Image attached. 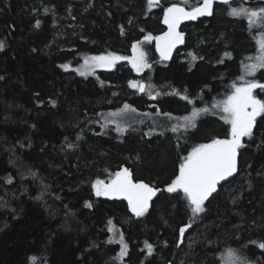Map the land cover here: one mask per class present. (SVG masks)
I'll return each mask as SVG.
<instances>
[{
  "label": "trees",
  "instance_id": "obj_1",
  "mask_svg": "<svg viewBox=\"0 0 264 264\" xmlns=\"http://www.w3.org/2000/svg\"><path fill=\"white\" fill-rule=\"evenodd\" d=\"M172 3L191 9L202 0L151 8L147 0H0V264H225L227 251L264 264V114L243 140L237 175L217 185L205 212L193 216L182 192L166 191L194 146L228 138L214 105L233 83H264V69L244 68L260 54L264 21L229 14L264 0L218 3L212 17L184 25L185 46L163 60L144 36L165 31ZM137 42L150 65L143 74L125 61L87 75L73 68L98 54L129 57ZM138 79L154 87L153 99L130 86ZM254 94L264 99V90ZM196 109L208 111L195 127L171 130ZM122 167L160 189L141 217L92 187Z\"/></svg>",
  "mask_w": 264,
  "mask_h": 264
},
{
  "label": "snow or ice",
  "instance_id": "obj_2",
  "mask_svg": "<svg viewBox=\"0 0 264 264\" xmlns=\"http://www.w3.org/2000/svg\"><path fill=\"white\" fill-rule=\"evenodd\" d=\"M223 2L228 3V0H223ZM158 3L159 0H147L149 8ZM213 4L214 0H202V3L189 10L187 7L181 6V4L172 3L163 10V23L168 26V31L157 37H152L151 34H148L144 36V41L149 42L155 39L156 48L161 58L168 60L172 49L177 44L184 42V33L177 30L180 23L184 20H195L200 16L213 15ZM229 14L236 17L247 16L250 24H254L257 19L264 21V7L251 11L245 8H231ZM39 24L40 22L37 21L36 26L39 27ZM4 46V42L0 41V49ZM132 51V57H122L109 52L98 56L86 57L84 63L89 69L96 67L112 68L119 60H130L137 72L150 67L139 42L133 44ZM259 51L260 54L256 57L255 63L244 65L247 74H254L259 69H264V39L259 42ZM226 55L228 54L226 53ZM61 67L68 68L69 65L64 64ZM81 75H84V72H81ZM239 79L243 82L233 83L231 94L222 102L214 105L215 108L222 111L221 119L231 126L228 138H214L210 142L194 146L182 158L178 174L166 187L168 193H175L177 196L181 192L183 193L193 216L205 212V201L216 192L217 185L237 172L238 152L244 147L243 138H251L253 136V128L257 123V117L264 114V99H259L254 94L256 89L264 90V83L254 79L245 80L244 76ZM129 84L133 88H139L141 92L145 91V85L141 82L129 81ZM53 103L55 102L53 101ZM129 108L130 105H124L125 110ZM207 111L208 109L194 110L190 117L183 118L186 123L174 126L171 130L177 132L180 128L187 130L190 127H195V120L201 112ZM117 131L122 132L124 129L117 128ZM92 187L96 196L124 197L132 213L137 217L143 216L148 211L150 202L160 191L155 185H149L142 180H135L132 171L127 167H122L119 171L112 174L107 183L104 180H95ZM87 206L92 207L91 203H88ZM108 223V230L115 233L117 231L115 225L111 220ZM190 227L191 225L187 224L179 228L181 243L186 229ZM108 242L112 243V238ZM119 244L121 245L119 255L123 258L128 251V245L124 240L123 233H119ZM259 247L264 249V242H261ZM146 248L148 254L153 252V246L147 242Z\"/></svg>",
  "mask_w": 264,
  "mask_h": 264
},
{
  "label": "rangeland",
  "instance_id": "obj_3",
  "mask_svg": "<svg viewBox=\"0 0 264 264\" xmlns=\"http://www.w3.org/2000/svg\"><path fill=\"white\" fill-rule=\"evenodd\" d=\"M180 1H182V0H180ZM190 7V6H189ZM158 36V35H157ZM156 36V37H157ZM262 39H264V38H262ZM140 44V48L142 49V51L145 53V56H146V61H147V64L149 65V63H148V58H147V53H146V51H144V48H143V45L141 44V43H139ZM98 55H101V54H98ZM98 55H93V56H98ZM118 56H122V55H118ZM133 56V51H132V54L129 56V57H132ZM90 57H92V56H90ZM122 57H125V56H122ZM121 61H125V62H128V63H130V65L132 66V63H131V61L130 60H119V61H117L116 62V64L117 63H119V62H121ZM85 59L82 61V63H81V65H76V66H73V68L79 73V74H81V72H84V75H87V74H89L90 72H93V71H95V70H97V69H105V70H111V69H113L115 66H116V64H115V66L114 67H112V68H101V67H96V68H94V69H89V68H87V66H85ZM133 67V66H132ZM68 68H72L70 65H69V67ZM134 69V68H133ZM148 69V67H146V68H144L142 71H140V72H137L135 69V71H136V73H138V74H143L144 73V71H146ZM255 74V73H254ZM248 75H250V74H248ZM251 75H253V74H251ZM250 75V76H251ZM136 81H138V82H145V91H144V93H147L152 99L155 97V94H154V87H150L149 86V83L146 81V80H143V79H138V80H136ZM135 89H137L138 91H139V88H135ZM192 114V113H191ZM191 114H189V115H186V116H183V117H180L179 119H178V122L180 123V124H183V123H186V121L183 119L184 117H190L191 116ZM121 115V114H120ZM118 115H115L112 119H115V117H117ZM223 262L225 263V264H252V262H249L248 260H245L244 259V257L243 256H240L238 253H236V252H234V251H227L225 254H224V260H223Z\"/></svg>",
  "mask_w": 264,
  "mask_h": 264
},
{
  "label": "water",
  "instance_id": "obj_4",
  "mask_svg": "<svg viewBox=\"0 0 264 264\" xmlns=\"http://www.w3.org/2000/svg\"><path fill=\"white\" fill-rule=\"evenodd\" d=\"M228 1H231V0H228ZM159 2H160V0H159ZM218 3H223V0H214V4H213V14H214V12H215V8H216V5H217ZM181 6H182V5H181ZM189 10H190V9H189ZM212 16H213V15H211V16L205 15V16H200V17H198V18L195 19V20H184V21H182V22L180 23V25H179V27H178L177 30L180 31V32H183V33H184V42L181 43V44H177V45L172 49L171 56H170V58H169L168 60L173 59V57L175 56V54L177 53V51H178L179 49L183 48V47L185 46V44H186L187 37H186V33H185V31L183 30L184 25L187 24V23L197 22L198 20H200V19H202V18H205V17L208 18V17H212ZM162 24H163V26L166 28V30L163 31L162 33H160L158 36H161L164 32L168 31V26H167L166 24L163 23V17H162ZM159 54H160V53H159ZM142 83L145 85V82H142ZM140 93H143V92L140 91ZM243 140H244V138H243ZM242 142H243V141H242ZM237 173H238V161H237V172L234 173L233 176L228 177L226 180L221 181L220 183L227 182L228 180H230L231 178H233L234 176H236ZM220 183H219V184H220ZM158 194H159V192L157 193V195H158ZM157 195L154 196L153 199L156 198ZM118 198H121V199L126 200L124 197H118ZM153 199H152V200H153ZM126 201H127V200H126Z\"/></svg>",
  "mask_w": 264,
  "mask_h": 264
},
{
  "label": "bare ground",
  "instance_id": "obj_5",
  "mask_svg": "<svg viewBox=\"0 0 264 264\" xmlns=\"http://www.w3.org/2000/svg\"><path fill=\"white\" fill-rule=\"evenodd\" d=\"M183 6V5H182ZM163 17V16H162ZM166 30V29H165ZM159 35V34H158ZM156 42V41H155ZM159 53V52H158ZM160 55V54H159ZM140 91V90H139Z\"/></svg>",
  "mask_w": 264,
  "mask_h": 264
}]
</instances>
